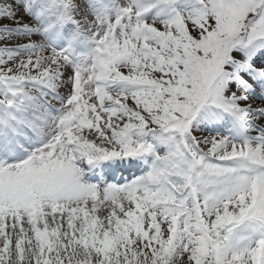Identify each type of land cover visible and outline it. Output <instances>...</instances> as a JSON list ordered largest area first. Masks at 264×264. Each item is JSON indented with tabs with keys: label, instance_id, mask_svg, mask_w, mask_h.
Listing matches in <instances>:
<instances>
[{
	"label": "snow or ice",
	"instance_id": "6c2138e0",
	"mask_svg": "<svg viewBox=\"0 0 264 264\" xmlns=\"http://www.w3.org/2000/svg\"><path fill=\"white\" fill-rule=\"evenodd\" d=\"M0 264H264V0H0Z\"/></svg>",
	"mask_w": 264,
	"mask_h": 264
}]
</instances>
